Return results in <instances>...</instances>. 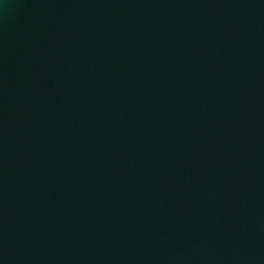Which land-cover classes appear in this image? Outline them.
Wrapping results in <instances>:
<instances>
[{"label": "water", "instance_id": "1", "mask_svg": "<svg viewBox=\"0 0 264 264\" xmlns=\"http://www.w3.org/2000/svg\"><path fill=\"white\" fill-rule=\"evenodd\" d=\"M0 264H264V0H0Z\"/></svg>", "mask_w": 264, "mask_h": 264}]
</instances>
